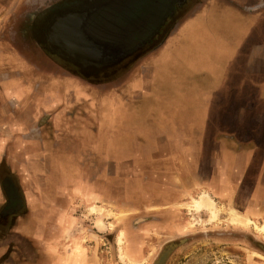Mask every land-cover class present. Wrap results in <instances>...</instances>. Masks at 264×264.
I'll list each match as a JSON object with an SVG mask.
<instances>
[{"label":"crops","instance_id":"crops-1","mask_svg":"<svg viewBox=\"0 0 264 264\" xmlns=\"http://www.w3.org/2000/svg\"><path fill=\"white\" fill-rule=\"evenodd\" d=\"M198 2L190 16H184L158 48L149 52L153 56L142 74L143 82L149 84L156 62L164 63L163 69L168 66L164 56L171 54L177 71L166 74L176 84L167 89L171 96H190L186 101L190 106L176 104L161 110L154 120L151 116L143 122L128 121L126 131L125 124L115 123L117 130L112 133L105 126L104 134L110 135L104 143H118L124 137L119 131L136 139L131 138L129 147H111L102 158L89 151L100 160L99 175L97 168L85 164L78 174L69 171L61 178L62 171L48 165L58 152L44 150L39 136L33 135L43 120L37 119V107L48 112L54 108L55 124L65 126L63 102L73 93V84L83 94H94L99 92L94 89L120 86L131 78V72L98 85L72 75L34 41L30 27L39 0H0V161L6 160L5 167L14 171L0 175V231L16 235L0 241L1 264H13L17 253L26 264H36L41 257L48 259L40 264H63V255L73 257L69 248L74 244L82 248L75 254L78 263L70 259L65 264H97L94 251L101 236L93 230L92 220L91 227L80 221L77 210L103 197L111 199L118 211L131 214L123 225L128 239L137 242L152 233L154 223H145L138 235L139 229L128 225L134 209L141 212L144 205L143 218H156L169 211L164 209L168 203L184 202L202 191L216 203L234 206L239 213L264 222V0ZM116 95L123 96L114 91L99 100L113 101ZM119 107L131 116V106ZM130 153L131 158L123 160ZM109 159L116 164L111 173L102 162ZM6 196L11 200L8 203ZM139 198L143 202L135 201ZM158 200L160 210L150 209ZM35 218L39 219L35 231L27 237L20 233L19 225ZM81 227L85 228L78 233ZM92 240L93 245L89 244ZM40 248L45 253L42 256ZM28 250L30 257H24Z\"/></svg>","mask_w":264,"mask_h":264},{"label":"rangeland","instance_id":"rangeland-1","mask_svg":"<svg viewBox=\"0 0 264 264\" xmlns=\"http://www.w3.org/2000/svg\"><path fill=\"white\" fill-rule=\"evenodd\" d=\"M198 1L199 0H190L187 4V7H184L182 10L180 16H190L193 11L194 4H196ZM201 1L202 0H200V2ZM158 3L160 2L148 0L145 3L138 4L137 7L133 6L134 4L130 6L126 4V12L131 9V12L129 11L131 14L129 12L125 13L127 22L124 25L130 30L124 31V29L119 26H110L109 29L98 27L100 30L105 32V35L110 36L109 41L107 40L108 43H106L107 47L113 48L114 51L121 52V50L132 47L134 44L139 42V40H142L148 34H150L151 31L158 25V17L160 16L158 13L160 12L162 14L167 9H164L162 5L157 7ZM156 7L158 9L163 7L162 9L164 10L162 12L158 11ZM110 11L107 10L104 12L108 13ZM218 15L222 16L221 12L218 13ZM232 21L235 20L230 19V22ZM44 52L48 57L51 56L52 58L58 60V58L55 57V54L53 56L49 51H45V49ZM151 56L153 55L148 53L147 55L141 57V60L138 59L136 62H134L131 66V78L124 80V82L118 87H112L104 91L94 89V91H99L100 93L94 92V94H83L85 92L82 93V91L79 89V86L73 84L70 87L73 93L68 94L65 98L66 100L63 102V107L66 109L65 120L67 123L65 126L58 127L57 123L55 124V118L52 116V114H54V108L48 112V109L45 111L44 109L42 110L41 107H37V119L41 118L43 120L41 121L39 128L33 131V135L39 136L38 138L41 140L44 150L50 149V152H58L56 156L50 157L48 165L50 169L54 167H56L57 170L60 169L62 171L61 178L67 177V173H70L69 171L74 172V174H78L80 172V167H85V164L95 167L94 169L97 168L96 172L99 175L101 172L97 167V163L100 160L99 158L95 159V156H93L89 151L95 153L97 152L99 157L102 158L105 156V151L110 152L109 149L111 147H129L131 145V138L134 137V139H136V137L131 135V133L119 131L118 134L124 137L118 141V143H104L106 138L109 139L108 136L110 135L109 134L106 136L104 134L105 126L106 132L112 133L117 130V128L114 127L115 123L125 124L124 126L126 131L128 129V121H131V123L143 122L145 119L151 116V119L154 120L156 116L160 115L161 110L170 109V106L172 108L175 107L174 105L176 104L182 106L184 103L190 106V103L186 102L190 96L188 99H185L180 95L174 96L173 94V96H171L169 93L171 92L170 89H167L169 84H176L175 80H168V75L166 74L168 71H177L175 64H171V54L164 56L165 59H168V61L165 62V64L168 66L162 69L164 63L156 62V68L152 71V81H150L149 84H145L143 82V66L149 63ZM58 61L61 60L59 59ZM63 64L66 66L64 61ZM8 66H10V64ZM145 72V74H148L147 70ZM114 91L120 94L122 93L123 96L118 97L116 95L113 101L99 100L101 96H104V98L109 97ZM145 92L148 93L146 94ZM159 92H162L163 94H159ZM73 96H75V98ZM80 97H83L85 101H82ZM91 101L96 102L93 103ZM116 104L117 106L120 104L131 106V116L126 112L120 111L121 107L117 108ZM57 112L58 111H56V113ZM112 115L115 117V119L112 117ZM87 121L88 123L85 125ZM87 126L95 128L96 131L92 132V129L86 128ZM89 130H91V132H89ZM142 136L143 135L139 134L140 142L143 141ZM94 137L96 138V141L93 140ZM87 141L92 142L90 144H86ZM70 151H76V153L74 152L71 154ZM126 157L130 159L131 153L127 154L123 160L127 159ZM73 161H75V165H73ZM102 162H104V167L109 173H111L113 168L116 166L112 159L104 160ZM121 164L124 166L128 165L126 161H123ZM121 164L119 165L121 166ZM5 166H7L6 160H1L0 175H4L6 173L14 174L12 173L14 171L11 168L7 169ZM209 166L210 162L208 161L206 163V167ZM104 173L106 174L107 172L104 171ZM204 193L206 192L202 191L196 193L194 197L190 196V200L186 203H174L176 208L181 205H185L187 207L188 210H183L181 216L179 215V220L183 219L187 221V224L182 225L181 228H188L184 229L181 234L177 236H171L167 239V241L173 238L174 240L175 238L178 240L179 237H182L183 241L179 247L175 249L174 252H172V255L168 257L166 264L264 263V222L258 224L246 213L241 214L237 209H235L239 215H245L251 221L246 224L236 222L233 223L231 219L234 218V216L231 214L230 208L232 206L227 207L229 221L227 218L223 220V218L226 216H224V214L219 215L220 208L216 205L215 201L209 196L208 193L206 194H208V196L214 202L216 216L211 218V213L208 209H203L202 211L197 212L194 209L192 201L199 200V197ZM159 194V192H155L154 196L158 197ZM142 200L143 199L139 198L135 201L143 202ZM161 204V200H158L152 202L149 207L150 209L156 208L154 211H159L160 209L158 208L161 206ZM168 206L169 205H165V207ZM137 211L134 214V218L144 217L143 213L146 212L144 205L141 206V212ZM127 213V210L118 211L111 199L108 197L95 199V201L87 203V208L84 209L82 207L81 209L77 210V214H80L82 217L80 220L82 223L83 221H87L88 226L91 227L93 224H91L89 220H92L96 227L101 229L99 231L96 229V227L93 228V230L98 232L101 236L97 242V249L94 251V254H96L95 259L97 260V264H145L147 263V260L153 255V245L151 243V251L146 255H142L140 254L139 250L140 242L128 239L126 232L127 228L123 225V222L127 219V216L131 215H127ZM165 218L167 221L172 218V215L166 214ZM38 220L39 219L35 218L32 219L31 222L19 225L20 233H23V235H26V237L30 236L31 233L35 231V227L39 222ZM1 221L3 224L4 219H1ZM128 225L131 226V220H129ZM81 228L82 230H79L78 233H82L85 227ZM170 230L173 231V228H170ZM153 232L159 238V240L165 239V237H163L164 234L161 231L154 230ZM15 236L16 235H7L3 230L0 231V241H2L1 243H3L6 239L8 240L9 238ZM66 239L62 240L63 243L66 241ZM91 243L92 245L95 244V240L89 241V244ZM154 247H156V245H154ZM2 248L3 245L0 246V257ZM23 249L24 248H21V250ZM36 249L37 248L31 249V251ZM42 250L43 249L40 248L39 256L45 254ZM69 250L73 253V257L68 259L65 255H63V264H65V261L67 263L70 259L75 262V254L77 253V256L82 251V248L79 246V244H74L71 248H69ZM28 252L29 250L23 256L30 257V253ZM150 253L151 255L148 256ZM80 257L81 256H79V259ZM47 259V257H41V259L39 258V262H36V264H40L41 261H46ZM13 264L26 263L25 261L21 262V259L17 253V258Z\"/></svg>","mask_w":264,"mask_h":264},{"label":"flooded vegetation","instance_id":"flooded-vegetation-1","mask_svg":"<svg viewBox=\"0 0 264 264\" xmlns=\"http://www.w3.org/2000/svg\"><path fill=\"white\" fill-rule=\"evenodd\" d=\"M144 1L148 0H57L56 2L39 0L38 7H35L37 12L31 21L30 30L34 41L38 42L43 50L49 51L53 56L55 54L61 63L64 61L72 75L79 76L93 85L110 82L119 76L129 74L134 62L138 59L141 60V57L158 48L182 20L184 15L180 16V14L190 0H153V2H160L157 7L162 5L164 9H167L162 14L158 13L160 15L158 25L151 33L121 52L108 48L107 42L102 41V37L105 35L94 30L93 26L104 29H109L110 26H119L124 31L130 30L124 24L127 22L125 13L131 9L126 12L125 5L134 4L133 6L137 7L138 4L145 3ZM106 3L110 4L101 11H95L97 7ZM157 7L156 9H158ZM162 8H159L158 11L162 12L164 10ZM107 10L111 11L105 13L104 11ZM70 37L73 38L72 46L76 49L72 53L67 52V49H64L66 47L62 46L63 42ZM5 199L7 203L11 201L7 196ZM189 200L190 197L184 202ZM168 205L164 209L169 211L157 214L156 218L152 216H148V219L136 217L131 223L133 229H139L138 235L142 233L145 223H154L152 233L147 236L143 235L139 241L142 250L140 254L142 255L148 254L151 251V246L156 245L155 249L153 248V255L145 264H166L168 257L183 241L182 237H179L178 240L175 238L177 241L174 238L168 241L167 239L181 234L184 229L188 228H181L182 225L187 224V221L179 220V215L181 216L187 207L181 205L174 208L173 204L168 203ZM216 205L220 208L219 215L224 214L226 217L223 220L226 218L228 220L227 207L221 203H216ZM166 214H171L172 218L166 221ZM257 223L261 224V222ZM170 228H173V231ZM154 230L161 231L165 239L159 240L154 234ZM256 264L264 263L256 262Z\"/></svg>","mask_w":264,"mask_h":264},{"label":"bare ground","instance_id":"bare-ground-1","mask_svg":"<svg viewBox=\"0 0 264 264\" xmlns=\"http://www.w3.org/2000/svg\"><path fill=\"white\" fill-rule=\"evenodd\" d=\"M102 41L107 42L109 41V38L108 37H105L103 36L102 37ZM108 40V41H107ZM62 43V42H61ZM66 43L67 44H64L62 45L63 48L64 47H72V44L69 43V40H66ZM65 49V48H64ZM193 202V206H194V209L199 212V211H202L203 209H208L211 213V218H214L216 216V208H215V205H214V202L212 201V199L208 196V194L204 193L202 194L200 197H199V200H194L192 201ZM231 208V214H233L234 218L231 219V221L233 223H241V224H246L248 222H250L251 220L245 216V215H239L236 211H235V208L233 207H230ZM167 239V238H166ZM153 248H154V245H153ZM153 252V251H152ZM151 252V253H152ZM151 253L148 255L150 256Z\"/></svg>","mask_w":264,"mask_h":264},{"label":"water","instance_id":"water-1","mask_svg":"<svg viewBox=\"0 0 264 264\" xmlns=\"http://www.w3.org/2000/svg\"><path fill=\"white\" fill-rule=\"evenodd\" d=\"M109 4H110V3L102 4L101 6L97 7L95 11H96V12L101 11L103 8H105V7H106L107 5H109ZM93 29L96 30V31H99L101 34H104V33H105L104 31H102V30H100L99 28H96V27H94V26H93ZM104 35H105V34H104ZM105 37H108V38L110 39V36H108V35H105ZM72 39H73V38H71V37H70V39H68V40H69V43H71V44H72V42H73ZM62 42H63V41H62ZM63 43H64V44H67L66 41H64ZM65 49H67L66 51L69 52V53H72L74 50H76L75 47H73V46H72V47H66Z\"/></svg>","mask_w":264,"mask_h":264}]
</instances>
